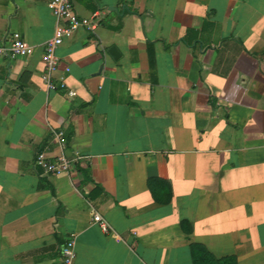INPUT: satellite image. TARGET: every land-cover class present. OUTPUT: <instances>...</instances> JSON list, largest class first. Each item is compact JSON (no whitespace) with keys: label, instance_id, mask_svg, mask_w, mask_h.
Returning a JSON list of instances; mask_svg holds the SVG:
<instances>
[{"label":"crops","instance_id":"obj_1","mask_svg":"<svg viewBox=\"0 0 264 264\" xmlns=\"http://www.w3.org/2000/svg\"><path fill=\"white\" fill-rule=\"evenodd\" d=\"M48 1L0 0V46L34 48L0 57V264H56L71 233L75 264H192L193 243L264 264V0H72L99 13L56 50L74 97L41 79ZM56 130L82 159L47 176L33 160L60 154Z\"/></svg>","mask_w":264,"mask_h":264},{"label":"built area","instance_id":"obj_2","mask_svg":"<svg viewBox=\"0 0 264 264\" xmlns=\"http://www.w3.org/2000/svg\"><path fill=\"white\" fill-rule=\"evenodd\" d=\"M49 11L58 21V25L54 29L53 37L44 45L43 61L44 71L41 76L45 87L49 91H65L67 96L74 97L76 94L72 90H68L65 82L55 81L54 73L58 69L59 59L56 50L63 43L64 37L77 32L80 29L92 31L95 29L99 21V13L92 18L79 17L73 10L72 0H49L47 3ZM34 52V48L28 45L18 33H13L8 43L0 46V57H6L10 60L19 58H28ZM69 70L66 69V72ZM52 137L60 149V154L49 157L48 148L39 149L34 157L33 164L37 169L47 176H58L69 173L75 164L82 159L78 151L66 153V140L62 130L52 131ZM104 234L111 231L109 225L97 214L92 219ZM75 245L76 235L69 234L60 247L59 259L56 264H75Z\"/></svg>","mask_w":264,"mask_h":264},{"label":"trees","instance_id":"obj_3","mask_svg":"<svg viewBox=\"0 0 264 264\" xmlns=\"http://www.w3.org/2000/svg\"><path fill=\"white\" fill-rule=\"evenodd\" d=\"M147 187L153 200L159 205H167L171 201L172 191L168 181L150 178L147 180ZM184 233H190V226L187 222H181ZM190 259L192 264H238L234 256L216 258L207 249L198 243L190 245Z\"/></svg>","mask_w":264,"mask_h":264},{"label":"water","instance_id":"obj_4","mask_svg":"<svg viewBox=\"0 0 264 264\" xmlns=\"http://www.w3.org/2000/svg\"><path fill=\"white\" fill-rule=\"evenodd\" d=\"M110 54L114 55L115 53V49L114 48H111L110 51H109Z\"/></svg>","mask_w":264,"mask_h":264}]
</instances>
